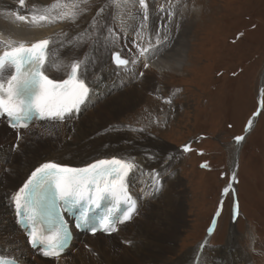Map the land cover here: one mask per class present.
<instances>
[{
  "label": "rangeland",
  "instance_id": "374dc122",
  "mask_svg": "<svg viewBox=\"0 0 264 264\" xmlns=\"http://www.w3.org/2000/svg\"><path fill=\"white\" fill-rule=\"evenodd\" d=\"M189 1L200 17L190 26L185 55L188 62L183 70L157 76L153 79L155 89L148 91L155 90L157 94L151 93L123 111H118L120 105H114L117 98L113 97L137 83V72L129 80L127 74H115L113 90L95 108L106 101L118 112L110 109V113L105 106L92 116L85 111L75 120L81 118L87 131H97L106 125L96 134L101 137L115 128L122 131L118 134L147 133L171 149L166 152L169 156L178 159L171 172L166 170L167 178L160 177L164 192L171 182L176 184L172 196L181 201L175 214L182 218L172 243L175 251L164 255V264L173 263L201 245L205 258L215 256L214 251L225 245L233 227L240 248L250 255V263L264 264V111L260 110L256 121L253 119V113L259 112L264 72V0H185ZM123 43L131 45L126 39ZM123 55L131 59L126 51ZM168 99H172L171 106L166 102ZM250 119L254 126L241 142V148L238 146V159L234 161L238 153L234 148L235 137L244 136ZM141 128L143 132L138 131ZM37 132L48 145L61 142ZM27 138L32 141L33 136ZM185 144L191 145L192 150L183 152ZM42 148L46 149V145ZM233 162L238 182L232 185L234 191L230 189L229 194H224L231 184ZM203 164L208 167H202ZM234 200L239 201L240 208L236 223L232 222ZM221 204L222 211L216 219ZM157 206L162 207L163 203ZM140 221L137 219V224ZM210 228H214L212 233ZM99 240L106 242L105 238ZM73 254L75 249L69 256Z\"/></svg>",
  "mask_w": 264,
  "mask_h": 264
},
{
  "label": "bare ground",
  "instance_id": "6f19581e",
  "mask_svg": "<svg viewBox=\"0 0 264 264\" xmlns=\"http://www.w3.org/2000/svg\"><path fill=\"white\" fill-rule=\"evenodd\" d=\"M53 2L54 0H26V8L21 9L18 0H0V32L4 36L29 42L44 38L54 39L55 42L51 45L47 62L50 66L48 67L50 77L57 80L66 78L69 69L68 62L79 58L82 64L80 75L92 85V91L87 102L66 122L61 124L43 122L32 126L20 133L19 140L16 131L7 130L4 123L0 121V258L13 257L25 264H55L56 262L57 264H164L162 261L164 255L175 251L172 243L177 238V229L181 224V216L175 213L181 200L172 196L176 184L171 182L166 187L167 190L159 194V199L157 198L152 203L148 202L145 198V189L148 187L149 177L144 173L131 176L127 185L130 197L127 201L129 204H138L139 214L123 226L117 227L118 230L113 235L105 238L106 242L99 240L104 238L101 235L94 237L77 235L69 249L71 251L75 249V254L69 256L68 253L56 260L44 259L36 251L29 250L23 232L16 226V211L11 197L23 186L31 172L42 163L56 162L68 167H84L99 159L131 154L144 163L145 168L158 169V180L161 183L163 178H167V173L171 172L178 160L173 158L164 163V156L169 155L166 152H170L171 149L156 142L147 133L126 134L123 131V134H118L117 132L122 131L115 130L117 129L115 128L101 137L99 136L101 134H96L105 129L106 125L97 131H87L81 118L75 120L85 111L92 116L105 106L109 109L108 112L111 113L110 109L115 111L113 106H109L106 101L96 108L95 105L106 98L107 94L109 96L115 86L116 68L111 63L109 49L111 51L114 48L120 49V46L125 44L124 39L131 43L135 38L134 31L139 26L143 12L138 0H93L91 6L82 5V7H89L90 10L81 12L76 22L79 27L69 21H57L55 24H48L45 21L31 22L33 6L36 11H39ZM60 2L62 4L71 3L72 0H60ZM148 3L150 19L147 22L149 29L145 40L151 36L154 42L155 29L167 20V17L160 13L162 6L165 9L171 5L175 6L173 21L179 27L161 29V35L170 34L172 44L158 57L153 58L148 68H144L143 61H141L135 66V71L120 73L127 74L126 79L128 80L134 78L133 72L143 71L145 75L143 78H138L137 83L131 89L113 97L117 98L114 105H120L118 111L130 110L151 93L157 94L152 90L148 92L151 88L155 89L153 79L159 75L182 71L184 64L188 62L185 55L187 54L189 30L190 26L200 17L198 10L191 5L192 8L189 10L185 0H179L178 3L177 0H148ZM98 7H104L105 11L99 16L97 25L81 39L77 34L84 33V30L90 27V22ZM13 10L28 15L29 22L17 21L12 14ZM108 29L112 31L108 33ZM66 40L70 41V46L67 44L62 46V42ZM138 86L140 88H137ZM261 89H264V72L261 75ZM93 107L97 110L95 111ZM253 119L256 121L257 118L254 116ZM107 124L111 125V123ZM37 130L46 134L45 137H49L52 141L58 139L61 142L54 146L53 144L48 145L38 136ZM119 135H124L129 140H124L125 138ZM29 136H33L32 141L27 138ZM141 137L144 140H140ZM130 138L135 139V142ZM17 144L19 147H16ZM44 144L46 149L42 148ZM238 146L241 148V143L234 144L235 152L239 151ZM145 152L158 153L159 161L154 163L146 160ZM235 156L237 157V154ZM164 165L166 167H163ZM235 166L233 162L232 172L235 171ZM167 169H169L168 172H166ZM161 203L163 206L159 208L157 205ZM137 219L141 220L140 224H137ZM86 245L87 250L84 249ZM204 253L201 246H198L185 252L171 264H222V261H227V264H251L250 255L240 248L234 227L225 245L214 251L215 256L205 258Z\"/></svg>",
  "mask_w": 264,
  "mask_h": 264
},
{
  "label": "snow or ice",
  "instance_id": "6c2138e0",
  "mask_svg": "<svg viewBox=\"0 0 264 264\" xmlns=\"http://www.w3.org/2000/svg\"><path fill=\"white\" fill-rule=\"evenodd\" d=\"M92 3L93 0H72L71 3L62 4L60 0H54L50 6L39 11H36L33 6L31 22L45 21L48 24H55L57 21H69L79 27L76 22L81 12L90 10L89 7H82V5L91 6ZM18 4L21 9L26 8V0H18ZM138 4L143 12L139 26L134 31L135 38L131 45H121L119 51L109 49L111 63L115 65L117 75L121 72L134 71L135 66L141 61H143V67L148 68L153 58L171 47L170 34L161 35V29L179 27L173 21L175 6L171 5L168 9L162 6L160 13L166 16L167 20L155 29L154 42L151 36L145 40L149 29L147 23L150 19L149 3L148 0H138ZM104 11V7L97 8L90 27L85 29L84 33L77 34L81 39L97 25L98 18ZM12 14L17 21L29 22L28 15L14 10ZM111 31L108 29V33ZM54 42L51 38L29 42L13 39L0 33V116H6L13 129L29 127V122L34 117L66 122L90 97L92 85L80 75L82 64L79 58L68 62L69 69L66 78L57 80L48 74V67H50L47 64L48 54ZM65 44L70 46V41L62 42V46ZM125 51L131 59L124 58ZM144 75L143 71L137 73L138 78H143ZM260 94L264 96V89ZM166 102L172 105V99ZM259 107L261 111H264V100L260 101ZM172 111L175 110L172 109ZM253 115L259 116L260 112H255ZM252 125L253 120L250 119L246 128L251 129ZM138 131L143 132L144 129L141 128ZM19 138L18 133L17 139ZM245 139L243 135L236 136L235 142L239 145ZM16 147H19V144ZM191 150L189 144H185L182 149L185 153ZM144 157L154 163L159 161L158 153L145 152ZM171 159H173L172 156H164L165 163ZM202 167L206 168L208 165L203 164ZM136 173H144L149 177L145 198H158L163 191V185L158 180V169L145 168L144 163L131 154L99 159L84 167H68L56 162L42 163L31 172L27 181L11 197L17 223L29 227L28 242L39 255L56 259L69 246L72 238L62 213H71L74 209H78L76 227L84 228L92 235L98 231L111 235L118 230L117 225L125 224L139 214L138 204L131 203L123 216L113 219L110 212H106L98 222H95V226L90 216L91 209L100 207L101 202L107 198L116 202L129 200L128 181ZM237 182L236 172L233 171L231 184L224 189V194H229L230 189L234 191L232 185ZM222 207L221 204L216 219L219 218ZM239 215V201L234 200L233 223L237 222ZM37 224L45 227L38 229ZM213 231L214 228L209 229L210 233ZM203 247L204 245H201V248ZM0 264L3 262L0 261ZM222 264H227V261H222Z\"/></svg>",
  "mask_w": 264,
  "mask_h": 264
},
{
  "label": "water",
  "instance_id": "95a60500",
  "mask_svg": "<svg viewBox=\"0 0 264 264\" xmlns=\"http://www.w3.org/2000/svg\"><path fill=\"white\" fill-rule=\"evenodd\" d=\"M260 93H261V91H260ZM259 93V100H258V103H259V105H260V96H261V94ZM260 107H259V109H258V111L260 112ZM255 116V115H254ZM255 118H257V116H255ZM251 129H246V131H245V134H244V136H245V138H246V136H247V133L250 131ZM238 154H239V151H238V153H237V157L235 156V159H234V161H237V159H238ZM235 164H236V162H234Z\"/></svg>",
  "mask_w": 264,
  "mask_h": 264
}]
</instances>
